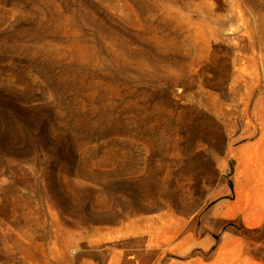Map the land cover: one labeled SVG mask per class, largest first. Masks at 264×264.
I'll return each instance as SVG.
<instances>
[{
    "label": "rangeland",
    "instance_id": "obj_1",
    "mask_svg": "<svg viewBox=\"0 0 264 264\" xmlns=\"http://www.w3.org/2000/svg\"><path fill=\"white\" fill-rule=\"evenodd\" d=\"M0 264H264V0H0Z\"/></svg>",
    "mask_w": 264,
    "mask_h": 264
}]
</instances>
